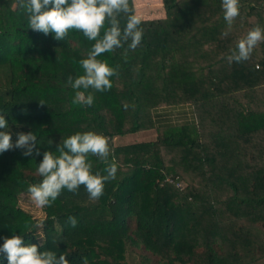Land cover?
Wrapping results in <instances>:
<instances>
[{
	"label": "trees",
	"instance_id": "obj_1",
	"mask_svg": "<svg viewBox=\"0 0 264 264\" xmlns=\"http://www.w3.org/2000/svg\"><path fill=\"white\" fill-rule=\"evenodd\" d=\"M162 4L165 17L141 19L135 50L125 43L98 57L117 75L110 90L89 89L94 103L84 106L73 104L67 81L83 74L79 61L94 41L75 29L64 41L34 31L17 0H0V115L8 123L0 131L13 145L18 133L37 137L30 156L15 146L0 153V245L20 235L69 264H129V254L139 264H264V42L245 61L226 59L249 29L264 28V0H240L226 37L222 0ZM185 103L193 122L156 124V108ZM148 128L153 139L114 143ZM86 131L109 138L116 179L96 201L84 186L63 189L37 221L16 205L19 194L41 182L45 151L59 155L58 144ZM88 159L106 175L105 163ZM0 264H8L3 251Z\"/></svg>",
	"mask_w": 264,
	"mask_h": 264
},
{
	"label": "clouds",
	"instance_id": "obj_2",
	"mask_svg": "<svg viewBox=\"0 0 264 264\" xmlns=\"http://www.w3.org/2000/svg\"><path fill=\"white\" fill-rule=\"evenodd\" d=\"M17 6L26 9L29 27L34 31L45 35L51 32L55 40L64 41L69 30L75 29L82 32L89 41H94L86 58L79 61L83 74L74 79L68 77L67 83L76 90L73 104L92 106L94 95L89 89L98 92L111 89L110 77L117 75V69L110 67L107 60L98 57L122 48L125 43L128 49L135 50L143 37L142 20L131 13L129 0H17ZM222 9L227 23L222 36L226 37L234 20L240 15V0H222ZM121 14L125 18L123 26L120 22ZM101 29H104L102 36ZM261 42H264V28L256 25L237 41L226 59L229 63L245 61ZM124 107L127 109L129 105L124 104ZM7 128V121L0 115V129ZM17 136L13 145L10 132L0 131V153L15 146L24 149L23 155L30 156L37 141L36 135L30 131L18 133ZM56 151L59 155L51 151L43 153V159L36 167L41 182L30 185L27 190L30 200L38 208L50 207L63 189L75 193L80 186H84L91 201H96L103 195L105 182L116 179L118 164L109 162L112 151L110 140L102 133L76 132L65 138L62 145L58 144ZM89 155L96 156L107 165L104 169L106 175L99 171L92 172ZM68 221L72 227L77 224L73 216H69ZM0 251L6 253L8 264H69L65 255L38 251L36 244L24 245L20 235L5 237Z\"/></svg>",
	"mask_w": 264,
	"mask_h": 264
},
{
	"label": "crops",
	"instance_id": "obj_3",
	"mask_svg": "<svg viewBox=\"0 0 264 264\" xmlns=\"http://www.w3.org/2000/svg\"><path fill=\"white\" fill-rule=\"evenodd\" d=\"M134 15L141 19L165 17L162 0H131ZM157 125H175L194 121L193 107L190 103L159 107L154 110Z\"/></svg>",
	"mask_w": 264,
	"mask_h": 264
},
{
	"label": "rangeland",
	"instance_id": "obj_4",
	"mask_svg": "<svg viewBox=\"0 0 264 264\" xmlns=\"http://www.w3.org/2000/svg\"><path fill=\"white\" fill-rule=\"evenodd\" d=\"M81 36H83V33L81 34ZM167 106H172V105H167ZM167 106H163V107H167ZM155 133H156V131L153 128L141 129V130H139L137 132L128 133V134H125V135H122V136H115L114 143L115 144H125V143H129V142H133V141H142V140L153 139L155 137ZM250 141H252V139ZM168 176H170V175H168ZM178 184H180V188H181L182 186L185 185V182L182 180V181H179ZM16 205L21 210H23V211L27 212L28 214H30L37 221H41V220L45 219L46 217H48V214H49L45 207L38 208L30 200L28 192H23V193L19 194V196L17 198ZM38 234H39L40 237L42 236L39 231H38ZM127 261H128L129 264H139V262L137 261L135 255H133V254H131V255L129 254L128 255Z\"/></svg>",
	"mask_w": 264,
	"mask_h": 264
},
{
	"label": "built area",
	"instance_id": "obj_5",
	"mask_svg": "<svg viewBox=\"0 0 264 264\" xmlns=\"http://www.w3.org/2000/svg\"><path fill=\"white\" fill-rule=\"evenodd\" d=\"M170 176H167L166 178H165V180L166 181H168V182H173V180H172V178L170 177ZM176 186H178V187H180V184H178V182L176 183Z\"/></svg>",
	"mask_w": 264,
	"mask_h": 264
}]
</instances>
